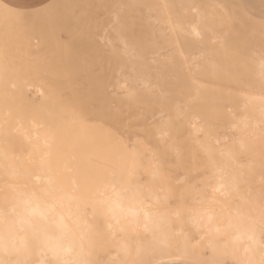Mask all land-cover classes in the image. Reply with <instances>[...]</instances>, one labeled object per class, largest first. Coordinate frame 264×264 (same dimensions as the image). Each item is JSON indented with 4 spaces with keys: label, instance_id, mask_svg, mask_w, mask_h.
Segmentation results:
<instances>
[{
    "label": "rangeland",
    "instance_id": "obj_1",
    "mask_svg": "<svg viewBox=\"0 0 264 264\" xmlns=\"http://www.w3.org/2000/svg\"><path fill=\"white\" fill-rule=\"evenodd\" d=\"M205 1L208 5L203 3ZM205 1L156 0V38L146 41L142 35L127 36V16L136 17L138 10L142 13L145 11L143 3L133 0H47L29 8L15 7L0 0L3 4L0 5V96L3 92L26 90L28 99L33 102L32 111L37 109L35 112L40 116H45L48 107L63 116L79 111L85 106L91 107L92 111L99 114L64 125L55 139L49 142V149L51 150L55 141L68 130L79 126H94V130L101 131L96 133L95 137L104 142L105 158L102 162L99 156L97 159L96 151L89 153L90 168L99 161L98 167L106 169L105 174L108 179H114L115 185L128 181L127 190L136 194L135 198L139 204L143 205L145 200L150 198L149 193L155 194L152 200L154 202L145 205L154 212L153 220L149 221L152 227L146 226L144 218L135 221L125 217L120 222L122 226L117 223L114 228H109L102 219L99 226H94L101 239L99 245L98 233L95 234L97 239L91 245L94 248L100 246L99 251L94 250L98 257L95 259L96 263H174L176 260L171 262L168 259H158L157 246L162 237L172 233V228L175 227H182L183 230L173 234V239L180 238L181 242L191 245L196 252H201L208 243L206 239L209 234L201 236L202 231L210 230H207L208 223L204 218L208 211L213 212L212 222L217 225L224 222L225 215L232 213V210L238 209L239 206L247 208L251 205L250 213H246L264 223L263 173V176L246 178L237 187L215 188V180L220 178L217 174L221 172H212L213 180L208 183L207 175L211 169L205 164L206 153L200 145L198 146L199 141L195 138L198 136L200 142H204L203 132L192 133L188 141L184 129L176 131L177 116L169 110L178 106H161L158 108L161 111L165 109L164 114L156 113V90L158 94L162 93V90L168 91L165 103L179 102L181 106V102L185 100L198 101L190 98L196 90V85L199 89L213 90L223 86L228 90H238V93L240 91V97L222 100L225 103L241 104L244 102L241 97L246 93L264 95V83L261 81L262 77L257 74L260 69L257 66L258 58L264 57V0H251L244 5L249 9L247 14L251 17H247L237 7V0ZM198 4L203 8L206 6L203 9L204 15L212 14L210 12L215 10L214 6L217 9L219 7L224 14L217 16L218 21L207 18L217 24L214 26L208 23L210 27L204 28L201 38L190 34L188 27L189 23H196L195 7ZM213 16L214 14L210 17ZM207 20L205 19V23L209 22ZM179 21L181 26H178ZM213 29L232 42L229 47L236 48L233 58L224 55H229V52L216 51L218 44L213 40ZM149 45L156 46L155 54ZM207 48H212L206 53L207 56L214 59L216 57L218 64H224L227 60L236 61L237 55L239 59L241 57L237 63L233 62L230 68L227 67L234 73L233 83L221 84L223 77L213 73L197 75L200 68L198 64L203 61L199 56L200 51ZM216 53L220 57L215 55ZM233 67L234 69H231ZM145 73H148L153 81L151 92L148 86L145 88ZM123 80L125 83L122 84L120 81ZM43 93L50 95L48 97L51 101L48 105L43 102L44 98L41 99ZM11 104V114L5 115L4 100H0V129L12 127L13 133L8 135V139L16 140L20 145L13 155L24 157L23 148L26 146L20 144L17 137V126L20 124L17 102L12 101ZM116 110L120 112L117 122L110 118V112ZM161 129L168 131L165 135L157 133ZM2 143L0 133V145ZM214 144L218 145V141ZM3 149L6 148L0 147V158ZM87 149H91V140ZM34 161L39 159H32L31 164ZM15 163L19 165V169L14 168L20 172L11 176L7 173L8 167L0 162V264H50L52 260L49 253L45 254L46 262L17 259L18 255L26 253L36 258L40 256L29 250L15 249L12 243L18 235L24 234L32 247L38 242H32L31 239H35L33 234L16 226V220L10 218V215H15L8 209L14 189L21 187L18 183L27 181V169L20 165V159L12 164ZM130 164L135 171L132 175L128 173ZM39 165V162L28 165V173L38 172L43 167L44 174L48 175L45 166ZM104 180L102 176V183ZM29 183L33 188L43 185L54 198H60L59 191L45 178L40 183L37 177H33ZM80 190L83 191L81 187ZM77 191L75 190V194ZM99 194L100 192H96L91 197ZM65 200L68 204L73 202L69 196H66ZM83 203L88 207L87 210L93 209L89 201ZM97 211L96 207L95 213ZM220 238H225V234ZM3 246L7 249H3ZM112 247H123L126 250L112 253ZM139 247L143 250L139 251ZM119 256L122 258L117 260ZM177 262L204 264V260L191 258ZM71 263H74V260L62 262Z\"/></svg>",
    "mask_w": 264,
    "mask_h": 264
},
{
    "label": "bare ground",
    "instance_id": "obj_2",
    "mask_svg": "<svg viewBox=\"0 0 264 264\" xmlns=\"http://www.w3.org/2000/svg\"><path fill=\"white\" fill-rule=\"evenodd\" d=\"M133 2L143 3L145 5V11L142 13L138 10L136 17L130 16L129 18L127 16V19H125L128 27L127 36L142 35L141 37L145 38L146 41L156 38V6H158L156 5V0H133ZM203 3H206V1ZM235 3L247 17H251L247 14L248 12L244 9V7H242L239 0ZM0 5L3 6L1 2ZM206 5H208V2ZM214 7L215 10H211L212 12L210 13L212 14L210 15H204V8L199 4L195 7L197 12L196 23H189L190 25L188 24V27H190V34L199 37L202 36L204 28L206 29L210 27L208 23L214 24L209 20L212 18L217 20L218 17L224 15L219 7L218 9L216 6ZM184 9H186V7H184ZM207 12H209V10ZM213 14L214 16L210 17ZM207 18H209V20H207ZM135 19L137 22H135ZM205 19L209 22L205 23ZM133 21L135 23H133ZM181 24L182 23L179 21L178 26H181ZM216 24L217 23H215L214 26ZM213 31L211 32L213 33V40L218 44L216 51L229 52V55L223 54L227 55V57L229 56L230 58H233V51L236 48L234 47L233 49L232 47H229V44L232 42L224 38L219 32H215L216 30L214 32ZM212 37H210V39ZM148 47L150 49H154L153 54L156 53L155 45H149ZM158 50L160 49L158 48ZM210 50H212V48L200 51L199 56L203 58V61L198 64L200 68L198 69L199 71L197 72V75H207L208 73H213L223 77L221 79V84L224 82L233 83V78L235 77H233L234 73L233 71L228 70L227 67L229 66L230 68L233 62L237 63L239 55H237L238 59L236 58V61L232 62L227 60L224 64H218L215 60L216 57L214 59L207 56L206 53ZM217 54L218 53L215 55ZM181 55L182 54H180V56ZM215 55H213V57ZM246 56V58L249 57L248 53ZM168 59L170 61L171 57ZM156 61H158V59ZM257 62V66L260 68L257 74L262 77L261 81L264 83V57H259ZM231 69H234V67ZM184 72L185 71H183V73ZM257 74L255 75L257 76ZM185 75L188 76L187 74ZM185 79L187 78L185 77ZM120 82L122 84L125 83L124 80ZM144 84L145 88L148 86V90L151 92L153 88V81L148 73H145ZM202 84L204 83L202 82ZM196 86L194 87L196 90H194L195 92L191 94L192 96L190 98L198 101L187 102V100H185V102H181L182 106L179 105V102L176 103L174 101L175 98H173V101L175 102L174 104L165 103L164 100L166 98L168 99V91L162 90V93L158 94V91L156 90V113L163 112L164 114L165 109L161 111L158 108L161 106H178V108L169 110L170 113L177 116L178 122L175 123V127H177L176 131L180 132L181 129H184L187 133L186 135L188 141L191 139L190 135L192 133L197 134L198 131L203 132L204 142H200L198 136H195V138L199 141L198 146L200 145V147L203 148V152L206 153L205 164L209 169H211L207 175V179L209 180L208 183L212 182V172L215 173V171L221 172L217 174L220 178L215 180L216 183L214 184V187L217 189H220L223 186H229L230 188L235 186L237 187V185L246 178L251 179L255 175L263 176L264 95L246 93L241 97L244 100L241 104L225 103L222 100L240 97V91L238 93V90H228L223 86L213 90L210 88L199 89L196 88ZM25 91L26 90L17 89L13 93L3 92L0 96V100H4L5 115L10 113L11 109H13V104H11L12 101L17 102V117L20 119V124H18L19 127L17 126V137L19 143L25 144L26 146L23 148L25 153L24 157L14 156L13 154L15 153V150H18L20 145L17 144L16 140L10 141V139H8V135L13 133L12 127L10 128L9 126H6L5 129H0L3 141L0 147L6 148L1 150V153L3 154L0 158V162L4 166L8 167L6 168L7 173L9 172L11 176H14V173L20 172V170H18L19 165L16 163L14 165L12 164L14 161L17 162L19 159L21 162L20 165L27 169V181L18 183L21 187L15 188L13 195L11 196L12 202L10 203L8 209L11 212H14L15 215H10V218L16 220V226L24 228L27 233L33 234L35 239H31L32 242L38 240L36 246L34 245L32 247L30 245V240L24 234L18 235L15 242L12 243L14 244L15 249H23L25 251L29 250L31 253H36L40 256V258H36L31 256L30 253H26L22 256L18 255L17 259L46 262L45 254L49 253V258L52 260V263L50 264H62L64 260L68 259L74 260V263L71 264H105L95 262L97 253H95L94 250L99 251L100 246L94 248L91 245H93L97 237L100 245L101 239L99 232H97L98 235L95 237V234L97 233L94 230V226H99L101 219L109 226V228H114L117 223L119 226H122L120 222L124 217L128 220L135 221L144 218L146 219V222H144L146 226H151L152 224H149V221L153 220L154 212H152L151 209L146 208L145 205L154 202L152 200L155 194L153 192L149 193L150 198H147L142 205V203L139 204L138 200L135 198V193L128 192V181H123L122 185H114L110 187L109 190L103 188L99 195L92 197L91 195L75 194L65 189L51 173V150L49 149L50 146L48 147V144L55 139L64 125L66 126L74 123L75 121L89 119L93 115L99 113L92 111L91 107L85 106L79 111L63 116L57 110H52V108L50 109L48 107L46 111L44 109L47 115L43 113L45 116H40L37 112H35L37 109L32 111L31 105L33 102L28 99ZM223 92L226 93L224 94ZM48 96H50L49 93H43L41 95V99L44 98L43 102L45 105H48L51 101ZM37 101H35V104ZM119 113L120 112L117 110L115 112H110V118L117 122V120L120 119V116H118ZM91 128L93 129L94 126H91ZM167 131L168 129H161L160 131H157V133L165 135ZM216 141H218V145L214 144ZM128 143H130L129 140ZM33 150L37 152V154L33 152ZM44 154H47L45 158L43 157ZM14 157L15 160H13ZM32 159H39V161H34L33 164L35 165L36 162H39V167L45 166L48 175L44 174L42 170L43 167L42 169L40 168L38 172L32 171L31 174H29L28 165H33L31 164ZM9 165L11 169L9 168ZM132 167L133 166L129 168L130 172L128 171L130 175L135 172L134 167ZM231 169H233V173H231ZM33 177H37L40 183L45 178L48 182H50L53 188L59 191L60 198H54V195L52 196V194L46 190L43 185H39L35 188L30 186L29 180H32ZM66 196H69L73 202L68 204L65 200ZM88 201L93 208L91 211L87 210L88 207L85 203H83ZM96 207L98 211L95 213ZM239 208L242 209L239 210ZM239 208L234 209V211L232 210V213L230 212L226 214L224 222L217 225L212 222L214 220L213 212L208 211L204 218L208 223L207 230H209V228L210 230L207 232H201V236L209 234L206 239L208 243L207 246H204V249L200 250L201 252H196L194 247L186 245V243L184 244V242L180 241V238L173 239V234L182 231L183 228H172V233L166 234L165 237H162V240L158 243L157 250H159V253L157 258L160 260L168 259L169 261L171 260V262L175 260L176 262L178 260L183 261L184 259L187 260V258H191L204 260V264H264V223L260 221L259 218L247 214L250 213V209L252 208L251 205H248L247 208H243L242 206H239ZM222 234H225V238H220ZM173 243L175 245H173ZM2 248L7 249L5 246ZM129 248H131V246ZM129 248L127 247V250ZM134 249H136V245H134ZM118 250L124 251L126 248L121 247L115 249L112 247V253ZM142 250L143 248L139 247V251ZM121 258L122 257L119 256L117 257V260Z\"/></svg>",
    "mask_w": 264,
    "mask_h": 264
},
{
    "label": "crops",
    "instance_id": "obj_3",
    "mask_svg": "<svg viewBox=\"0 0 264 264\" xmlns=\"http://www.w3.org/2000/svg\"><path fill=\"white\" fill-rule=\"evenodd\" d=\"M6 3L20 8H29L38 6L47 0H3ZM251 0H239L242 7L245 8ZM98 130H94L91 126H79L68 130L61 135L53 144L50 153V169L55 179L69 192L75 193L79 188L82 195H94L96 192H101L104 189H109L115 185L114 179H108L105 174L106 169L96 165L90 168L88 154L96 151L102 162L105 154L104 142L98 140L95 134ZM91 140V149H87L88 142ZM102 176L104 181L102 183ZM99 178V179H98ZM78 191L76 194H78ZM165 264H190L184 262H174Z\"/></svg>",
    "mask_w": 264,
    "mask_h": 264
}]
</instances>
